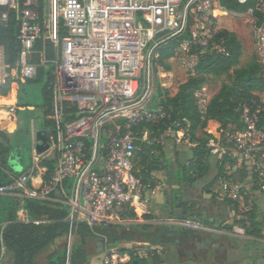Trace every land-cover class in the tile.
I'll list each match as a JSON object with an SVG mask.
<instances>
[{
    "label": "built area",
    "instance_id": "1",
    "mask_svg": "<svg viewBox=\"0 0 264 264\" xmlns=\"http://www.w3.org/2000/svg\"><path fill=\"white\" fill-rule=\"evenodd\" d=\"M248 1L236 0L241 5ZM247 11L254 52L264 64V21L253 16L264 17V0H253ZM231 14L219 0H0V25L14 20L19 46L16 58L7 61L0 45V85L34 79L38 67L53 65L51 112L45 116L51 126L44 127L47 148L37 152L42 142L31 130L29 164L15 172L0 162V195L15 199L17 213L26 211V200L60 204L73 235L80 223L95 230L129 220L125 213L139 201L144 186L136 171L142 144L197 145L190 142L187 126L172 119L156 96L157 84L165 88L158 80L170 74L156 61V49L177 39L166 62L176 61L186 78L194 76L206 53L227 55L218 23ZM39 42L42 49L49 43L51 57L42 50L34 63ZM212 95L205 86L193 92L202 121ZM263 106L261 97L244 102L242 128L219 129L207 141L210 158L223 164L212 190L215 197L242 199L246 187L237 179L238 171L264 194V130L258 126ZM157 153L152 148L148 155ZM157 222L189 232H217L190 217L165 216ZM7 224L0 223V261ZM243 232L234 225L229 234ZM141 252L145 259L160 254L151 245ZM129 262L127 251L113 248H107L102 260Z\"/></svg>",
    "mask_w": 264,
    "mask_h": 264
},
{
    "label": "trees",
    "instance_id": "2",
    "mask_svg": "<svg viewBox=\"0 0 264 264\" xmlns=\"http://www.w3.org/2000/svg\"><path fill=\"white\" fill-rule=\"evenodd\" d=\"M226 10L231 12H247L252 7L253 0L241 5L236 0H219ZM258 22L264 21V17L259 13L253 15ZM17 26L12 18L6 26L0 25V45L5 50L7 61H13L16 58L19 46L16 39ZM223 39V44L227 49V55L216 53H206L196 67L194 76L189 77L178 85L174 94H170L167 89L156 86V96L161 98L164 110L172 119L182 121L187 126L190 142H196L197 145L191 148V155L177 170L179 177L186 181H194L196 177L202 176L208 170L209 152L206 148L207 141L214 137L219 129H228L234 127L238 130L242 128L240 120L241 106L244 102L252 99L260 98L259 94L264 93V68L257 61L256 57L245 65L240 66V57L242 54V45L237 35L228 30L221 29L218 34ZM177 39H170L166 43L160 44L156 49V61L163 64L166 71H170L171 67L168 60L174 53L177 46ZM35 53L32 62L38 63L41 58L42 50L47 51V56L51 57L50 45L47 42L45 47H41L39 42L35 46ZM232 71L231 82L223 84L214 92L207 108L205 120L200 119L197 111L193 92L205 85L206 76H220L221 74ZM41 76L46 77V82L41 89L42 107L38 114L39 126L49 127L51 121L46 119L51 112V81L52 72L50 67L44 69L38 67L37 75L34 79ZM31 79V80H34ZM11 83L0 85V162L8 155L12 143H8L9 136L7 134L8 124L14 119L18 113V104H11ZM264 107V106H263ZM148 127L145 123L142 127ZM258 126L264 130V108L260 112ZM150 127V126H149ZM161 128V126H160ZM154 132L159 133L156 128ZM201 131L202 137L196 136V132ZM18 133V131H15ZM21 133L23 132L20 131ZM144 152L140 155L136 168L139 170L138 175L143 184L153 181L151 172L164 168L168 170V164L164 158V150L161 146L142 144ZM156 148L157 154L148 155L149 150ZM219 174L223 172V164L218 165ZM215 180L213 178L207 188ZM227 205L238 212V201H227ZM183 203V214H185L188 206ZM24 207L29 216L39 223L21 222L17 220V202L14 198L0 195V223L8 222L4 235L3 245L6 249L19 253L23 248V264H34L36 257L51 244L56 238L70 233L68 222L64 221L66 209L60 204L26 200ZM191 207V206H190ZM248 212V211H247ZM246 212V213H247ZM134 217V211H130L127 215ZM44 221V222H43ZM237 222V220L235 221ZM107 237L114 243L123 240L125 236L118 235V231L109 228H96L92 230L85 223L78 224L75 231V242L71 247V253L68 257V248L64 246L59 253L49 257L48 264H66L69 258L70 264H85L87 258L86 240L97 236ZM20 242V244L17 241ZM121 253L128 252L130 254L129 264H153L142 256V252L134 254L133 249L120 248ZM156 258V257H155ZM151 260H154L151 259Z\"/></svg>",
    "mask_w": 264,
    "mask_h": 264
},
{
    "label": "crops",
    "instance_id": "3",
    "mask_svg": "<svg viewBox=\"0 0 264 264\" xmlns=\"http://www.w3.org/2000/svg\"><path fill=\"white\" fill-rule=\"evenodd\" d=\"M11 86L14 85L11 84ZM16 90L17 86L11 87V104L16 103ZM17 115L18 113L16 114L14 119L7 125L8 128L9 125L13 124L15 130L18 132L23 130L22 133L29 134L31 133V130H33L35 131V133L37 131H40L44 136H47L44 127L39 126L40 119L38 118V115L34 118L28 117L29 123L24 120H19V118L16 119ZM36 124H38V127H36ZM176 148L177 146L173 141H167L165 145L162 146V150H164L165 153L164 158L168 164L169 169L165 170L164 168H162L160 170H154L151 172V176L153 179L152 183L147 182V184H143L144 186L142 188L140 199L138 202H135L134 208L130 210L134 211L135 216H127L130 213L129 211L125 213V217L129 220L109 227V229L113 231H119L121 229L125 232H128L125 233V235H122L125 236V238L123 240H120L118 243H114L107 237H103V251H99V246L97 245L96 241V238L98 236L95 238L87 239V258L85 264H102L103 257L110 244H117L118 246H130V248H121L133 249L134 251L139 252L141 250L149 248L150 245L153 246V242L154 245H156L155 247H161L166 251L167 254L173 256L176 248L183 247L190 252L192 251V253H189L190 256L186 255L184 256V258L191 257L190 259H195L193 257H197L199 255L205 257V261L210 259L211 256L215 257L216 261L219 264H264V194L256 190L253 186H251L250 182H247L246 180L247 184H245L246 190L244 196L241 200L238 201L239 211L236 212L232 210L226 203L227 201L231 200L219 199L212 194V190L217 181V176L219 175V169L218 165L216 164V160H214L213 158H211L210 160L209 158L208 162L211 163L210 169H212L214 173L212 179L215 178V180L208 188L206 185V189H204L202 193L198 194L193 191V194L188 197V194L186 195L183 193L185 186L178 178V168L173 169L170 165L171 158L169 157H172V155L174 157L176 155ZM174 160H176V156ZM170 169H172L173 171L170 172ZM136 171L138 174L139 170L137 168ZM169 175L174 177L173 181L168 180ZM237 175L239 174L237 173ZM245 176L247 177V179H249V176H247L246 174ZM233 177H235V175ZM212 179H210V181ZM179 187H183L182 192L176 189ZM175 195H177L179 198H173ZM183 203H187L186 205L188 206L185 211V215L187 217L195 218L196 216L204 215V222L214 228H217V232H192L190 233L191 236H189L190 239L188 241L184 240V236L182 235L181 231L174 227V235L169 236L165 233H160V229L163 225L158 223L157 221L159 219L165 218V216H179L180 214H183ZM168 205H172L171 212L168 211ZM244 205L248 208L247 213H244V211H242L241 207H243ZM16 217L18 221L25 223H27V220H36L29 216L27 210L18 212L16 214ZM236 220L237 222H235ZM234 223L235 225H239L244 228L243 234H229L230 230L227 231L229 227V225L227 224ZM158 232L159 235L156 236V233ZM207 239H211V242L205 246L203 242ZM68 240L70 243L68 245H64L68 242ZM75 241V234L73 235L72 233L56 238L36 257L34 264H48L49 257L54 256L56 253H59L64 246H67L68 248L69 257L71 253V247ZM61 242L63 243L62 247L55 250V248ZM189 242H193L194 247L196 246L199 248H203V252H199L194 248L192 249V245H190L191 243ZM178 252L179 253H177V257L181 255V250H178ZM0 264H19L17 261V253L12 250L6 249L4 246ZM66 264H70L69 258ZM199 264L203 263L199 262Z\"/></svg>",
    "mask_w": 264,
    "mask_h": 264
},
{
    "label": "rangeland",
    "instance_id": "4",
    "mask_svg": "<svg viewBox=\"0 0 264 264\" xmlns=\"http://www.w3.org/2000/svg\"><path fill=\"white\" fill-rule=\"evenodd\" d=\"M251 17L249 15V12H232V14L228 17H220L219 19V23L218 26L220 28H225L228 29L232 32H234L241 45H242V54L240 57V66H245L252 57H256L255 55V50L254 47L252 45V41L250 39V26H251ZM160 44V43H159ZM148 50L150 51L151 48L149 47ZM149 58V57H148ZM257 59V58H256ZM264 68V64L262 62H260L259 60H257ZM170 62V63H169ZM166 62L170 65L171 69H170V74H166L164 75L162 78H160V80H158V83H163L165 89L168 90V92L170 94H173L177 88L178 85L181 82H184L185 80H187L189 77H185L184 76V71L182 70V68L180 67V65L176 62V61H169ZM51 71L53 72V65H51L50 67ZM232 74V71L228 72V73H224L221 74L220 76L214 77V76H206L205 77V87L211 91L212 93L217 92L218 89L221 87V85L223 84H229L231 82V77L230 75ZM46 82V77L45 76H41L38 79H34V80H27V81H19V82H15L14 86L12 87H16L17 86V90L15 92V102L16 104H18V115L16 117L19 118V120H24L27 123H29V119L28 117H36L39 112L40 109L42 107V95H41V89L43 87V85ZM157 82V80H156ZM261 99H264V93L259 94ZM36 127H38V124H36ZM15 127L13 124L9 125V128L7 129V134L10 137V141L12 144H20L23 147L24 150V158H23V167L22 169H24L28 164H29V160H30V146H31V135L30 133L26 134V133H21V132H15ZM196 136L198 137H202L203 133L201 131L196 132ZM176 160L175 156L172 157L170 156V165L171 168L176 169V168H180L181 165L184 163V161L188 159V157H190L191 155V148L192 146L189 145L187 142H180L179 145H176ZM211 160V158H210ZM213 160V159H212ZM185 161V162H186ZM208 163V170L200 177H196V179L194 181H186L184 179H182L181 177H178L181 180V183H183L184 187V191L182 190L183 187H179L176 188L178 189V191H183L184 194H188V197H190L193 193V191H195V193H202L205 188V186L207 185V183L210 181V179H212V176L214 175L212 169H210L211 167V163ZM170 172H172L173 170L170 169ZM239 175L237 176V179L240 180V182L242 184H246V180L248 182L247 177L245 176L246 173H244L243 171H238ZM177 177V176H176ZM175 177V178H176ZM177 179V178H176ZM168 180L173 181L174 177L169 175L168 176ZM185 196V195H184ZM242 208V211H244V213H246L248 210V208L244 205ZM229 225L228 230L232 231L234 224H227ZM226 226V225H225ZM125 232L123 230H119L118 231V235H125ZM70 242L68 240L67 243H65L64 245H68ZM153 246L154 242L152 243ZM63 245V243L61 242L56 248L55 250H57L58 248H61ZM121 247H129L130 246H118L117 244H110L109 248H113L115 251H118L119 248ZM157 249H159L160 254H156L153 256H150L149 258H147L146 260L153 262V264H160V263H165V264H199V262L203 263V264H219L216 261L215 257H210V259H208L207 261H205V257L203 256H194L193 258L196 259H190L189 257L184 258V256L189 255V253H192V251L190 252L189 250L182 248H176L175 252L173 253V255H169L166 253V251L164 249H162L161 247H158ZM178 250H181V255L177 257V253ZM192 250V249H191ZM171 251V250H170ZM194 252V250H193ZM165 255V256H163ZM194 255V254H193ZM163 256V257H162ZM190 256V255H189ZM156 257V258H155ZM154 260H151L153 259ZM190 259V261H189ZM191 262V263H189Z\"/></svg>",
    "mask_w": 264,
    "mask_h": 264
},
{
    "label": "water",
    "instance_id": "5",
    "mask_svg": "<svg viewBox=\"0 0 264 264\" xmlns=\"http://www.w3.org/2000/svg\"><path fill=\"white\" fill-rule=\"evenodd\" d=\"M36 138L42 142L41 144L36 145V150L38 153H40L47 148V144L45 143L47 140V136H44L40 131H37L36 132ZM7 142L10 143L11 142L10 139H8ZM23 158H24L23 147L20 144H12V147L10 148L8 155L1 161V163L5 164L12 171H15V172L21 171L22 167H23ZM52 158H53V155L50 157V159H52ZM0 179H1V173H0ZM168 211L169 212L172 211V205H168ZM177 217L186 218L187 216L185 214H180ZM193 219L204 222L205 216L199 215ZM179 231H181L182 235L186 236L187 238L189 236H191L189 231H186V230H179ZM160 233H165L166 235H169V236L175 234V233H173V227L167 226V225H163L161 227ZM158 235H159V232L156 233V236H158ZM96 241H97V245L99 246V251H103V249H104V238L102 236H98L96 238ZM17 242L20 244L19 241H17ZM210 242H211V239H207L203 242V244H205V246H206ZM22 254H23V248H21L20 252L17 253V261L19 264H23V255Z\"/></svg>",
    "mask_w": 264,
    "mask_h": 264
},
{
    "label": "flooded vegetation",
    "instance_id": "6",
    "mask_svg": "<svg viewBox=\"0 0 264 264\" xmlns=\"http://www.w3.org/2000/svg\"><path fill=\"white\" fill-rule=\"evenodd\" d=\"M173 198L178 199L179 197L177 195H175ZM182 209H183V205H182ZM190 233H192V232H190ZM189 239H190V237L187 238V237L184 236V240L188 241ZM189 243H191L190 245H192V249L194 248V249H196L199 252H203V248H199V247H196V246L194 247V243L193 242H189Z\"/></svg>",
    "mask_w": 264,
    "mask_h": 264
}]
</instances>
